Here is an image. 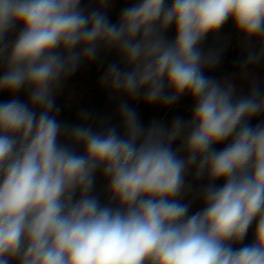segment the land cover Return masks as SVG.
Returning a JSON list of instances; mask_svg holds the SVG:
<instances>
[{
	"label": "clouds",
	"instance_id": "9594fccd",
	"mask_svg": "<svg viewBox=\"0 0 264 264\" xmlns=\"http://www.w3.org/2000/svg\"><path fill=\"white\" fill-rule=\"evenodd\" d=\"M92 2L0 0V264H264V121L250 123L264 87L206 76L222 49L203 47L231 20L246 77L264 60V0H136L116 23ZM100 50L119 58L99 86L126 98L120 127L87 109L61 122L54 94ZM184 95L191 118L170 126L145 127L128 103Z\"/></svg>",
	"mask_w": 264,
	"mask_h": 264
},
{
	"label": "trees",
	"instance_id": "16d2710c",
	"mask_svg": "<svg viewBox=\"0 0 264 264\" xmlns=\"http://www.w3.org/2000/svg\"><path fill=\"white\" fill-rule=\"evenodd\" d=\"M136 0H108V6L103 9L107 14L110 22L116 23L119 19V15L123 8L130 6L135 3ZM83 3L87 5L89 0H83ZM166 3H171V0H166ZM97 6L96 0H93L92 7ZM19 26L17 27V31ZM14 35V34H13ZM166 36L168 39H174L175 29L170 27ZM240 38L236 39L229 47L225 48V42L220 40H214V37L209 36L204 44L205 50L209 48L222 49L220 63L216 68L212 70H205V75L222 79L225 76L232 77L237 86L238 90L242 94H247L253 80H255L261 87H264V60L260 64L249 69L248 75L246 77H241L239 75V65L237 64L238 59H242L244 52H240L237 47V43ZM257 50L260 45L255 44ZM118 56L115 52H109L100 50L98 57L91 61H84L81 63L77 71L69 77L64 83L61 90L54 94V99L56 105L59 107L60 112L58 115V120L61 122H66L68 124H77L78 115L82 109H87L92 112L97 119L103 117H111V123L120 127V120L117 115V109L119 103H121L124 97L119 99L111 98V94L99 86L100 77L107 68V65L111 62L118 61ZM3 68L0 67V75L3 73ZM12 97L7 92H0V102L7 101ZM21 100H26L27 95L24 92L19 94ZM140 101L128 100L129 106L134 108L138 114L140 122L147 127L152 121H162L166 126H170L172 120L176 117H180L184 120L191 118V113L193 111L194 102L190 96H182L174 105L165 106L162 103L143 104L140 106ZM260 121H264V115H260L250 121V123L255 126ZM95 127V126H94ZM180 141L174 142L173 148L178 147ZM227 144L216 146L217 150L222 149ZM77 151L82 152V148H78ZM223 181L220 180L217 185H222ZM107 181L103 178L101 172L95 174V184H94V194L99 195L102 204L108 202V194L106 192ZM202 207V204H201ZM255 229V224H253L243 241L244 244L251 243L253 240V233Z\"/></svg>",
	"mask_w": 264,
	"mask_h": 264
},
{
	"label": "rangeland",
	"instance_id": "374dc122",
	"mask_svg": "<svg viewBox=\"0 0 264 264\" xmlns=\"http://www.w3.org/2000/svg\"><path fill=\"white\" fill-rule=\"evenodd\" d=\"M239 38V36L237 35V39ZM214 40H216V41H220V40H222V41H224V42H226V43H228V42H230V38L229 37H222L220 34H219V38H214ZM236 39H233L232 40V43H234V41H235ZM237 47H238V50L240 51V52H243L242 51V49H241V47H240V41L237 43ZM141 103V102H140ZM188 181H191L192 180V175L191 174H189V176H188ZM206 181H199V182H197L199 185H202L203 183H205ZM218 182L219 181H217V184H218ZM189 199H191V196H189V197H186L185 198V201L184 202H187ZM201 208V202L199 201V200H195L193 203H192V207H191V209H190V211L191 212H195V211H198L199 209Z\"/></svg>",
	"mask_w": 264,
	"mask_h": 264
},
{
	"label": "built area",
	"instance_id": "2783aa9c",
	"mask_svg": "<svg viewBox=\"0 0 264 264\" xmlns=\"http://www.w3.org/2000/svg\"><path fill=\"white\" fill-rule=\"evenodd\" d=\"M220 35L222 36V37H229L230 38V42H228V43H226L225 44V48H227V47H229L231 44H232V40L233 39H237V33H236V31H235V29H234V27H233V24H232V22H231V20H229L224 26H223V28L221 29V31H220ZM162 122H163V120H162ZM164 123V122H163Z\"/></svg>",
	"mask_w": 264,
	"mask_h": 264
},
{
	"label": "water",
	"instance_id": "95a60500",
	"mask_svg": "<svg viewBox=\"0 0 264 264\" xmlns=\"http://www.w3.org/2000/svg\"><path fill=\"white\" fill-rule=\"evenodd\" d=\"M143 104V101L140 103V106Z\"/></svg>",
	"mask_w": 264,
	"mask_h": 264
}]
</instances>
